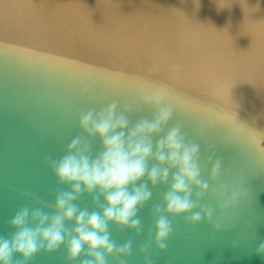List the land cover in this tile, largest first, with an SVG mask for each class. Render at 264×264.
I'll return each mask as SVG.
<instances>
[{
	"label": "water",
	"instance_id": "obj_1",
	"mask_svg": "<svg viewBox=\"0 0 264 264\" xmlns=\"http://www.w3.org/2000/svg\"><path fill=\"white\" fill-rule=\"evenodd\" d=\"M160 89L175 108L169 127L181 125L202 160L214 152L247 177L251 196L229 232L174 219L154 264H264L254 252L264 240V0H0V236L20 207L53 211L58 186L43 158L81 134L78 113L117 101L133 107V123L150 119L139 96ZM165 190L139 213L140 237L109 226L118 244L134 240L128 264H143L136 247ZM77 204L99 211L87 196ZM29 264L69 262L61 247Z\"/></svg>",
	"mask_w": 264,
	"mask_h": 264
},
{
	"label": "clouds",
	"instance_id": "obj_2",
	"mask_svg": "<svg viewBox=\"0 0 264 264\" xmlns=\"http://www.w3.org/2000/svg\"><path fill=\"white\" fill-rule=\"evenodd\" d=\"M138 103L153 110L150 119L133 123V107L117 101L78 113L81 134L59 158H43L58 186L53 202L45 205L53 211L20 207L8 222L14 231L0 236V264H13L16 256L15 264H29L40 252L52 254L61 247L69 264H108L109 257L128 264L134 240L118 244L109 226L140 237L144 225L139 213L157 186L166 190L151 205L152 223L136 247L143 264H154L167 252L176 218L183 217L189 227L210 226L213 235L239 226L250 201L249 179L230 172L214 152L202 160L200 144L181 125L169 127L175 108L164 90L144 92ZM97 140L100 148L93 155L91 144ZM82 196L90 197L99 211L82 209L77 204ZM254 252L264 258V240Z\"/></svg>",
	"mask_w": 264,
	"mask_h": 264
}]
</instances>
